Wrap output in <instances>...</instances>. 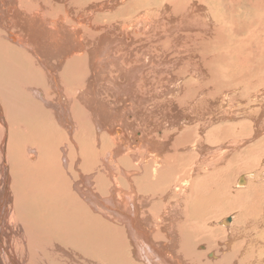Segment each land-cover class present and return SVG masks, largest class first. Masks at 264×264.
I'll use <instances>...</instances> for the list:
<instances>
[{"label": "bare ground", "instance_id": "6f19581e", "mask_svg": "<svg viewBox=\"0 0 264 264\" xmlns=\"http://www.w3.org/2000/svg\"><path fill=\"white\" fill-rule=\"evenodd\" d=\"M213 5L0 0V264H264V0Z\"/></svg>", "mask_w": 264, "mask_h": 264}, {"label": "rangeland", "instance_id": "374dc122", "mask_svg": "<svg viewBox=\"0 0 264 264\" xmlns=\"http://www.w3.org/2000/svg\"><path fill=\"white\" fill-rule=\"evenodd\" d=\"M207 2L209 3V7H211V6H214L213 5V3H214V0H211V1H208L207 0ZM216 3V2H215ZM234 123H235V121H233ZM237 122H240V121H236V123ZM254 142V141H253ZM253 142L251 143V142H249V143H246L243 147H241V148H244L245 146H250L251 144H253ZM240 148V149H241ZM263 172H264V170H263ZM226 211V210H225ZM227 213H229L228 215H225L224 217H223V219H225L224 221H227L228 222V224H230L232 221H233V218H234V216H235V212L234 211H229V212H227ZM227 219V220H226ZM230 220V221H229ZM226 222V223H227ZM254 261H255V259H253V261H251V259H249V260H247V262L246 263H244V261H243V263L242 264H254ZM251 262V263H250Z\"/></svg>", "mask_w": 264, "mask_h": 264}]
</instances>
